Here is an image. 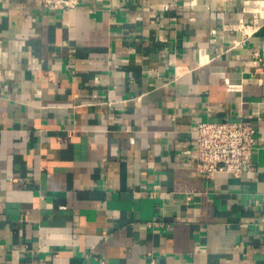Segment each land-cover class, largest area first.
<instances>
[{"label": "crops", "instance_id": "obj_1", "mask_svg": "<svg viewBox=\"0 0 264 264\" xmlns=\"http://www.w3.org/2000/svg\"><path fill=\"white\" fill-rule=\"evenodd\" d=\"M244 2L0 0V264H264V25L243 36ZM240 119L253 169L205 178L198 124Z\"/></svg>", "mask_w": 264, "mask_h": 264}, {"label": "built area", "instance_id": "obj_2", "mask_svg": "<svg viewBox=\"0 0 264 264\" xmlns=\"http://www.w3.org/2000/svg\"><path fill=\"white\" fill-rule=\"evenodd\" d=\"M44 8L52 10H73L79 7L81 0H39ZM244 13L251 15L249 22L241 20L237 27L244 37L251 36L264 25V0H245ZM253 60L259 68L261 57L258 52ZM251 79L241 83H228L231 90L240 89ZM256 147V126L240 119L238 121H201L196 131V142L192 150L185 153L193 157L196 169L205 178H214L227 173L236 178L250 172L254 166ZM97 264H110L103 256Z\"/></svg>", "mask_w": 264, "mask_h": 264}]
</instances>
